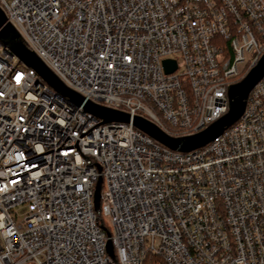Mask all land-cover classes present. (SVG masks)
Returning a JSON list of instances; mask_svg holds the SVG:
<instances>
[{"label": "built area", "instance_id": "built-area-1", "mask_svg": "<svg viewBox=\"0 0 264 264\" xmlns=\"http://www.w3.org/2000/svg\"><path fill=\"white\" fill-rule=\"evenodd\" d=\"M0 8L65 87L131 117L104 123L0 41V264H264V78L200 149L172 151L132 122L183 138L224 117L264 55V0Z\"/></svg>", "mask_w": 264, "mask_h": 264}, {"label": "water", "instance_id": "water-1", "mask_svg": "<svg viewBox=\"0 0 264 264\" xmlns=\"http://www.w3.org/2000/svg\"><path fill=\"white\" fill-rule=\"evenodd\" d=\"M0 41L25 67L36 71L38 76L56 92L69 98L77 106H84V110L101 118L104 123H130L131 117L128 114L108 109L92 102H86L83 97L71 91L44 65V63L31 52L22 42L19 33L8 22L4 11L0 8ZM168 74L176 70V64L172 61L164 62ZM264 78V55L257 65L251 69L246 77L231 85L228 90L229 111L220 120L209 126L204 131L183 138H174L161 131L156 125L142 118H133V125L136 129L150 136L152 139L172 151L188 153L200 149L216 138L221 136L227 129L235 125L243 116L247 100L254 87ZM102 180L97 184L94 196L95 212H100ZM110 236V234H108ZM108 250L113 255L111 241L108 243Z\"/></svg>", "mask_w": 264, "mask_h": 264}, {"label": "trees", "instance_id": "trees-1", "mask_svg": "<svg viewBox=\"0 0 264 264\" xmlns=\"http://www.w3.org/2000/svg\"><path fill=\"white\" fill-rule=\"evenodd\" d=\"M242 80H243V79H242ZM242 80H241V81H242ZM105 228H107V229L109 230V227H107V225H105ZM146 264H154V260L151 259V261L147 262Z\"/></svg>", "mask_w": 264, "mask_h": 264}]
</instances>
